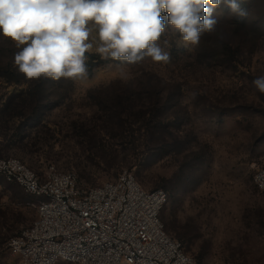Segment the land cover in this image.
<instances>
[{"label":"rangeland","instance_id":"1","mask_svg":"<svg viewBox=\"0 0 264 264\" xmlns=\"http://www.w3.org/2000/svg\"><path fill=\"white\" fill-rule=\"evenodd\" d=\"M239 2L246 15L221 3L198 46L167 26V63L110 62L76 80H25L0 35V158L54 164L88 186L130 170L168 192L165 230L197 264H264V93L252 84L264 76V0ZM89 42L97 53L95 30ZM38 202L0 176V264H19L7 242Z\"/></svg>","mask_w":264,"mask_h":264},{"label":"built area","instance_id":"2","mask_svg":"<svg viewBox=\"0 0 264 264\" xmlns=\"http://www.w3.org/2000/svg\"><path fill=\"white\" fill-rule=\"evenodd\" d=\"M0 176L39 198L35 219L7 242L19 264H197L165 230L168 192L145 189L130 170L88 186L54 164L36 172L10 156ZM254 180L264 192V166Z\"/></svg>","mask_w":264,"mask_h":264},{"label":"clouds","instance_id":"3","mask_svg":"<svg viewBox=\"0 0 264 264\" xmlns=\"http://www.w3.org/2000/svg\"><path fill=\"white\" fill-rule=\"evenodd\" d=\"M221 3L246 15L239 0H0V35L18 49L13 65L25 80H76L87 74L93 30L101 56L167 63L170 52L158 43L166 27L185 47L198 46L203 35L217 32L213 13ZM252 84L264 93V76Z\"/></svg>","mask_w":264,"mask_h":264},{"label":"trees","instance_id":"4","mask_svg":"<svg viewBox=\"0 0 264 264\" xmlns=\"http://www.w3.org/2000/svg\"><path fill=\"white\" fill-rule=\"evenodd\" d=\"M245 0H241L242 3H244ZM86 56L88 59L86 60V65H87V74L90 76L94 72V70L98 67H100L103 64L114 62V63H121L125 61H120V60H114L111 57H103L98 53H86Z\"/></svg>","mask_w":264,"mask_h":264}]
</instances>
